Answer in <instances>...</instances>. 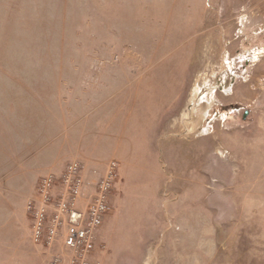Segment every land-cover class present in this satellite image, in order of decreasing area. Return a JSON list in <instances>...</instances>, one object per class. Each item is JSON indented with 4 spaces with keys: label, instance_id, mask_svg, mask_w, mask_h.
Returning <instances> with one entry per match:
<instances>
[{
    "label": "rangeland",
    "instance_id": "obj_1",
    "mask_svg": "<svg viewBox=\"0 0 264 264\" xmlns=\"http://www.w3.org/2000/svg\"><path fill=\"white\" fill-rule=\"evenodd\" d=\"M72 161L82 206L118 165L90 264H264V0H0V264H67Z\"/></svg>",
    "mask_w": 264,
    "mask_h": 264
},
{
    "label": "built area",
    "instance_id": "obj_2",
    "mask_svg": "<svg viewBox=\"0 0 264 264\" xmlns=\"http://www.w3.org/2000/svg\"><path fill=\"white\" fill-rule=\"evenodd\" d=\"M82 169L79 162L72 161L59 178L54 175L42 177L36 187V197L26 205L32 220V243L50 250L61 239L67 251V264H90L95 232L109 212V195L118 165L115 162L108 164L86 206L80 205L86 187ZM56 190L58 195H55ZM56 261L60 258H55Z\"/></svg>",
    "mask_w": 264,
    "mask_h": 264
},
{
    "label": "crops",
    "instance_id": "obj_3",
    "mask_svg": "<svg viewBox=\"0 0 264 264\" xmlns=\"http://www.w3.org/2000/svg\"><path fill=\"white\" fill-rule=\"evenodd\" d=\"M34 192H36V190Z\"/></svg>",
    "mask_w": 264,
    "mask_h": 264
}]
</instances>
